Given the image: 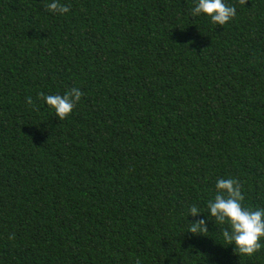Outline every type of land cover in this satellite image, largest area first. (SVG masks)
Segmentation results:
<instances>
[{"label": "trees", "instance_id": "1", "mask_svg": "<svg viewBox=\"0 0 264 264\" xmlns=\"http://www.w3.org/2000/svg\"><path fill=\"white\" fill-rule=\"evenodd\" d=\"M225 2L0 0V264H264L205 217L229 176L264 207V0Z\"/></svg>", "mask_w": 264, "mask_h": 264}, {"label": "clouds", "instance_id": "2", "mask_svg": "<svg viewBox=\"0 0 264 264\" xmlns=\"http://www.w3.org/2000/svg\"><path fill=\"white\" fill-rule=\"evenodd\" d=\"M47 10L51 13L64 14L69 9L59 3V0H48ZM191 14L205 16L211 23L223 26L236 12L225 0H195ZM81 95V91L73 87L63 95H44L43 101L57 119L63 120L80 101ZM242 201L238 184L233 178L230 176L218 178L215 182V195L205 202L207 209L205 217L219 226V239L223 244L231 246L234 253L244 257L252 256L261 248V242L264 241V207L245 206ZM188 212L187 217L204 215L195 205L191 206ZM188 225L187 233L202 235L208 232L205 220L194 219Z\"/></svg>", "mask_w": 264, "mask_h": 264}]
</instances>
